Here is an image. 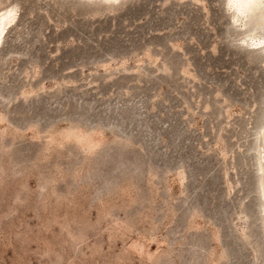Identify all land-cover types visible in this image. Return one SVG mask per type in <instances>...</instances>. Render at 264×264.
Instances as JSON below:
<instances>
[{"label":"rangeland","instance_id":"rangeland-1","mask_svg":"<svg viewBox=\"0 0 264 264\" xmlns=\"http://www.w3.org/2000/svg\"><path fill=\"white\" fill-rule=\"evenodd\" d=\"M10 5L0 264H264V49L224 0Z\"/></svg>","mask_w":264,"mask_h":264},{"label":"bare ground","instance_id":"bare-ground-1","mask_svg":"<svg viewBox=\"0 0 264 264\" xmlns=\"http://www.w3.org/2000/svg\"><path fill=\"white\" fill-rule=\"evenodd\" d=\"M225 5L230 10L231 19H234V23L239 22L240 24H237L246 29L242 40L248 43V46H260L264 49V0H225ZM16 16L17 9L14 6L0 9V43L6 28L10 23H13L12 21ZM257 151L261 187L264 192V119L259 133ZM262 196L264 195L262 194Z\"/></svg>","mask_w":264,"mask_h":264},{"label":"water","instance_id":"water-1","mask_svg":"<svg viewBox=\"0 0 264 264\" xmlns=\"http://www.w3.org/2000/svg\"><path fill=\"white\" fill-rule=\"evenodd\" d=\"M224 4H225V0H224ZM226 6V5H225ZM230 17H231V13H230ZM244 43V42H243ZM245 44H247V43H245ZM248 45V44H247ZM253 47H260V46H253Z\"/></svg>","mask_w":264,"mask_h":264}]
</instances>
